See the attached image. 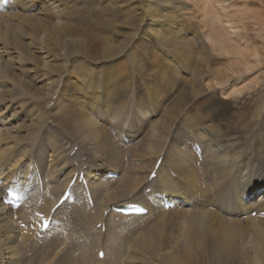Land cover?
I'll return each mask as SVG.
<instances>
[{"label": "rangeland", "instance_id": "rangeland-1", "mask_svg": "<svg viewBox=\"0 0 264 264\" xmlns=\"http://www.w3.org/2000/svg\"><path fill=\"white\" fill-rule=\"evenodd\" d=\"M32 1L36 3L33 7L29 6ZM39 1L30 0L10 10L0 8V13L10 11L0 17V170L5 166L6 171L11 165L19 168L12 180L0 179L3 197L0 205L8 211L12 223L2 238L7 239L1 243L11 252L5 264H161L168 253L188 262L190 258L180 248V244L185 245L184 211L210 208L221 215L222 205L219 203L216 209L214 203L207 207L186 203L156 212L145 206L150 203L148 193L152 187L162 189L159 179L162 175L171 181H184L179 173L192 171L193 178L199 179L191 166V160L197 157L194 144L186 140L182 131L184 101H209L213 95L226 106L231 122H237L240 114L263 101L264 59L260 53L264 25L258 18L264 15V0H143L150 6L145 7L148 10L152 7L170 13L173 26L179 30L177 38L185 42L182 47L188 52L186 59L177 53L169 55L170 51L165 47L168 53L165 52L161 43L151 47L142 32L147 25H138L141 13L124 14L115 6L126 0H65L69 6L65 13H37ZM205 5L210 8L207 15L202 14ZM127 18L130 25L124 24ZM39 19L47 22L39 25ZM48 21L84 29L87 34L82 36L81 44L92 51L87 48L88 54H84L69 49L76 43L66 37L61 39ZM208 24L214 28L212 42L218 30L225 38L223 46L211 45ZM17 43L25 48L14 53ZM35 46L44 51L37 53ZM102 47L106 52L108 47H115L117 54L106 57V53L102 55ZM46 51L51 55L40 61L37 56L45 55ZM58 74H62V91L49 103ZM215 75L218 80L211 81L205 89L202 79H213ZM197 87L203 88V94L194 95ZM77 109L84 110L85 115ZM87 122L103 128L107 135L102 148L105 165L99 175L109 172L107 167L111 166L117 170L114 178L95 174L96 167L88 155L94 150L100 152V148L91 144L90 149L80 148ZM153 130H161V136L152 135ZM170 142L175 143L176 149L186 151L185 162L180 157L169 158L174 148L161 155L159 161L163 163L153 170L162 147L168 148ZM48 145L65 147V151H71L70 157L60 161ZM155 145L159 150L154 152ZM63 165L65 172L71 170L68 178L74 177L77 187H72L69 198L51 212L67 189L63 183L68 178L49 179L50 172L54 174ZM153 171L156 176L150 179ZM131 178L141 181L132 192L133 200L146 207L147 213L133 217L103 211L104 191L111 196L128 193L134 187ZM144 187L148 190L146 195L140 191ZM10 189L12 195L5 196ZM259 193H264V188L256 190L254 197ZM13 200L12 211L9 202ZM89 200L92 208L90 203L85 206ZM36 211L44 214L38 231L42 218H51L49 229L45 233L39 231L44 236L37 238L29 229L22 231L16 223L31 221ZM106 214L109 215L104 225L98 227ZM154 219H160L156 221L158 227L146 229ZM51 233L55 235L50 238L47 234ZM246 243L237 242L231 247L225 264H245L244 256L249 249ZM100 251L103 258L98 257ZM190 263L205 264V261Z\"/></svg>", "mask_w": 264, "mask_h": 264}, {"label": "bare ground", "instance_id": "bare-ground-1", "mask_svg": "<svg viewBox=\"0 0 264 264\" xmlns=\"http://www.w3.org/2000/svg\"><path fill=\"white\" fill-rule=\"evenodd\" d=\"M11 1L12 0H0V8L5 6V8L10 10L15 6L30 3V0ZM113 2H115V0ZM132 2H135V4H130ZM137 2L136 0H126L116 3L115 6L122 10L124 14L128 11H132L134 13L138 11L141 13L140 18L138 19V25L140 23H142V25H147L142 32L146 35L145 39L151 42L149 44L151 47L152 45L155 47V45L157 46L161 43V47L164 48L165 52H167L165 47L168 51H170L171 54L169 55L177 53L178 57H183L185 59L189 57L187 50L182 47V43L184 44L185 42L177 38V31L179 30L173 26L175 23L171 20L169 15L170 13H161L160 11L154 10L152 7L148 10L147 8L150 6L148 7L144 4L143 0H138ZM39 3L41 7L37 10V13L47 11L65 13L69 9L65 0H40ZM33 5H36L34 1H32L29 6L33 7ZM202 10L203 15H207V13L210 12V8H207L206 5ZM8 13H10V11L2 12L0 13V17ZM257 16L261 17L260 14ZM19 18L27 20V17L21 16ZM258 20H260L259 23L264 25V15L263 17L258 18ZM46 22L47 21L45 20L39 19L38 24L42 25ZM212 22L213 21L210 23ZM124 24L130 25L128 18L124 20ZM49 27L52 31L60 33L61 39L66 37L69 38L72 43H76L70 45L72 47L69 49L77 51L78 53L83 52L84 54H88L86 51L87 48L92 51L88 45L87 48L84 49L81 44L83 41L82 36L87 34L81 27H74L60 23H50ZM207 27L209 33L214 30L211 24H208ZM211 35L212 33L209 35V42H212L210 39ZM95 38L97 39L100 37L95 36ZM224 42L225 38L223 37V34L217 30L216 36L214 37V41L211 45L223 46ZM103 43L108 42L103 41ZM15 47L16 49L14 48V53H19L20 51H23L21 48H25V46L21 43H17ZM45 47H48L47 43H45ZM35 48L37 53L44 51V48H42L43 50L36 46ZM102 49V55L106 53V57H111L114 53L117 54V49L115 47H108L107 52L105 47H102ZM48 50L52 53L51 47H49ZM49 52L46 51L45 55L37 57L41 61V58L44 59L47 58L48 55H51ZM241 55L243 56V54ZM260 56L264 59V45ZM42 65L47 67L45 62H43ZM61 78L62 74H58L56 88L49 97V103L53 102L54 99L61 94ZM211 78L208 80L202 79V84L205 89L210 87L209 83L211 81L218 80L216 75L213 76V79ZM46 87L48 88L47 85ZM221 89L222 92L225 91L223 87ZM198 94H203V88L197 87V89H195L194 95L196 96ZM189 101H184L182 104V131L184 135L187 136L186 140L192 142L193 144H198L200 147V154H198L194 149L197 157H195L194 160H191V166L194 170H196L199 179L193 178L192 171L187 174L179 173L184 178V181L176 179L171 181L170 179H167V176H159L161 183H163L162 189L159 187H152L148 193V200L150 203H146L145 206L148 209L157 212L159 210H167L161 204L164 200H169L168 202H172L174 206L179 204L184 206L186 203H198L207 207L214 203L213 208L216 209H218L220 203V205H222L223 214L220 215L218 211L210 208L198 209L194 207L192 209H186L183 213L185 216V220L183 222V237L185 245L180 244V248H183L184 254L190 259L188 262H184L181 258L168 253L163 256L164 262L161 264H191L190 262H194V260L199 261L203 259L205 264H225L229 259L228 257H230L227 251L231 247L235 246L237 242L243 243L245 241L247 242L245 244L246 247H249L248 252L245 253L244 256L246 258L245 264H264V193H259L255 197L253 195L256 190L264 188V98L261 103L259 102L256 104L254 109L240 114L237 122H231L228 119L226 106L213 95L209 98V101L203 100L195 101L193 103H189ZM205 103L206 105L202 107ZM195 106L197 107L195 108ZM95 109L97 113L100 112L99 109ZM76 111L85 115V112L82 109H77ZM126 113L129 114V112ZM94 125L95 123L87 122L84 126V143L80 144V148L83 150L90 149V144L92 147L95 146V149L100 148L101 153L94 150L91 152L90 156L88 155L91 159L92 165L96 167L95 174L99 175L105 165V154L102 152V148H104L107 135L105 134L103 128ZM160 131L161 130H153L151 134L160 137ZM166 146L168 148L163 149L162 147L159 155L155 159L153 170L158 168L159 165H156L159 159H162L161 155L165 154V152L167 155L170 150L175 148V143L170 142ZM47 148L51 149L54 153V157L59 158L60 161L66 160L70 157L69 153L71 151H65V147L59 148L54 145H48ZM152 148L155 152L158 149V145H155V147ZM189 154L191 157L195 156L194 153ZM170 157L171 160L176 157H180L181 161L184 163L186 151L175 148L172 154L169 155V158ZM75 158H77V155H75ZM171 160L168 164L171 163ZM160 163L163 162L160 161ZM93 166L91 169H93ZM107 168L109 172L99 175L101 178L107 177L112 171L113 173L117 171L116 168L111 166ZM140 168H147V166H140ZM4 169H6L5 166L2 170H0V179L9 181L12 180V178H15L18 174L19 168L11 165L6 171H4ZM136 169H139V167ZM132 170H135L134 167ZM65 171L66 167L63 165L57 168L54 174L53 171H51L49 179L61 178V181L67 180L71 170H67V172ZM96 175L95 178H97ZM89 176L91 177L92 174H89ZM134 178L138 177L135 176ZM134 178L130 179L131 185L134 187H132V189L130 188L128 193L111 196V193L107 190L104 191V201L102 205L103 211H111L116 214L114 208H122L127 204L139 205L134 202V195L132 192L136 190L134 188L139 185L141 181L140 179L136 180ZM73 179L74 177L71 180L68 178L67 182L63 183L64 187L68 188ZM75 182H77L76 179L74 183ZM74 183L71 185L70 191H72V187H77ZM85 186L88 188L87 184ZM11 189L4 195L7 197L11 196L13 192ZM146 189V187L142 188V190H140L141 193L144 191L143 194L146 195ZM64 192L65 190L61 194L60 198ZM14 195L15 194H13V196ZM1 197L2 189L0 187V204ZM90 199H92V196H90ZM88 205L89 201L85 206L87 207ZM139 206L146 209V207L142 205ZM92 207L93 205L91 204L89 208ZM252 212H255L256 215L252 216ZM7 213L8 211L5 207H1L0 205V233L3 229H5V233L3 235L0 234V264H5L8 256L11 255V252L7 249L8 247L1 245V243L7 239L4 238L2 240V238L8 234V228L12 225L9 220V214ZM108 215L109 214H106L104 219L98 223L100 226L104 225L106 220L105 218L106 216L108 217ZM130 216L140 217L141 215ZM156 221H160V219H154V222H150V226L146 229H154L158 227ZM98 224H96V227ZM41 225L42 222L40 223V227ZM101 235L103 237L104 233Z\"/></svg>", "mask_w": 264, "mask_h": 264}, {"label": "snow or ice", "instance_id": "snow-or-ice-1", "mask_svg": "<svg viewBox=\"0 0 264 264\" xmlns=\"http://www.w3.org/2000/svg\"><path fill=\"white\" fill-rule=\"evenodd\" d=\"M102 255V254H101Z\"/></svg>", "mask_w": 264, "mask_h": 264}]
</instances>
